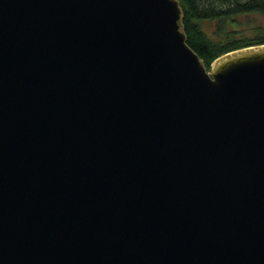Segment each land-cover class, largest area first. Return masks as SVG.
<instances>
[{
    "label": "water",
    "instance_id": "water-1",
    "mask_svg": "<svg viewBox=\"0 0 264 264\" xmlns=\"http://www.w3.org/2000/svg\"><path fill=\"white\" fill-rule=\"evenodd\" d=\"M182 16L0 0V264H264V44Z\"/></svg>",
    "mask_w": 264,
    "mask_h": 264
},
{
    "label": "trees",
    "instance_id": "trees-1",
    "mask_svg": "<svg viewBox=\"0 0 264 264\" xmlns=\"http://www.w3.org/2000/svg\"><path fill=\"white\" fill-rule=\"evenodd\" d=\"M189 46L208 69L219 56L247 46L264 44V0H179ZM212 27L209 33L206 27Z\"/></svg>",
    "mask_w": 264,
    "mask_h": 264
},
{
    "label": "rangeland",
    "instance_id": "rangeland-1",
    "mask_svg": "<svg viewBox=\"0 0 264 264\" xmlns=\"http://www.w3.org/2000/svg\"><path fill=\"white\" fill-rule=\"evenodd\" d=\"M256 24L264 25V16L258 15L256 18ZM209 33H212L213 28L212 27H206Z\"/></svg>",
    "mask_w": 264,
    "mask_h": 264
}]
</instances>
